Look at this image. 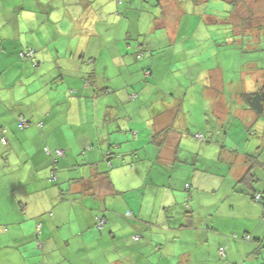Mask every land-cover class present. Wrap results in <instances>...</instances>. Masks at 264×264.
I'll use <instances>...</instances> for the list:
<instances>
[{"label": "crops", "instance_id": "obj_1", "mask_svg": "<svg viewBox=\"0 0 264 264\" xmlns=\"http://www.w3.org/2000/svg\"><path fill=\"white\" fill-rule=\"evenodd\" d=\"M172 3L179 18L202 7L193 0H0V90L7 91H0V264H264V133L229 142L231 98H207L205 86L193 83L206 74L188 61L193 75L161 84V52L158 60L148 47L176 43L180 21H170L174 31L164 22ZM222 3L229 1L214 4ZM28 47L34 55L21 58ZM112 67L132 74L124 88L143 83L140 90L111 97ZM143 67L156 83L138 81ZM166 70L174 80L176 69ZM240 102L235 115L253 124ZM204 129L207 141L195 136ZM248 169L256 180H242ZM213 181L222 193L208 191ZM256 192L262 200H253ZM99 217L106 219L100 228Z\"/></svg>", "mask_w": 264, "mask_h": 264}, {"label": "rangeland", "instance_id": "obj_2", "mask_svg": "<svg viewBox=\"0 0 264 264\" xmlns=\"http://www.w3.org/2000/svg\"><path fill=\"white\" fill-rule=\"evenodd\" d=\"M193 1L195 2V0ZM216 1L219 2L220 0H207L206 2L205 0H197V3L200 4L199 6H202L201 9L198 12H195L194 8L186 9L183 17L180 18L177 10H174L175 4L172 3L169 5L170 10L164 12V22L167 23L166 28L169 25L167 30L174 31L175 26L173 27L171 22L180 21V26L178 37L175 39L176 43L173 46H165L163 52L160 51L161 70L168 69V67L163 66V64L165 60L170 57L171 67L181 68L184 74L183 77L188 74L191 76L193 72L188 68V61L191 64V69L194 70V68L197 67V69L203 70L206 74L203 76L202 81L198 82V80H194L193 83L204 84V91L207 98L212 99L213 97V99H220L221 88H223L222 84L229 85L228 91L233 92L234 95L239 97V91L255 89V87H253L255 84L264 83V37L260 38V40L258 37L259 34L264 35V0H226V2L229 1V4L223 3L221 6L216 5L215 9L214 3H216ZM223 9L225 12H221ZM173 11L174 14H172ZM208 14L219 17L218 19L212 17V19L209 20L214 22L212 24L207 19L209 16ZM191 16H195L201 23H205L206 25L203 24L193 29V20L195 19H192ZM224 21H227L228 24H223ZM191 30L195 33L190 35L189 32ZM158 32H160V30H157L155 33ZM247 34H252L253 37ZM156 45H159V42H157ZM181 46L183 47V51L180 49ZM19 56L21 57V52H19ZM146 60H148V58ZM174 60H177V63L174 64ZM110 73L113 75V79L110 84L105 85L112 88V90L108 89V91H112L111 97L121 99L123 93L127 94V89L130 87V85H128L127 88H124L123 85L130 83L132 74L129 72H121L120 67H112ZM142 74L143 73H141V76ZM4 76H7V74L5 73ZM7 77H4L6 81L4 80L3 84H13L12 81L14 76L11 78ZM38 83L44 84L45 77L43 80H38ZM191 83L192 82H190V84ZM140 86L141 84L138 83L133 84V86L130 87V91L136 93L140 90ZM1 87V95L6 94L7 91H5V86L1 84ZM133 98H135V96H133ZM128 103H132V101ZM231 107L233 109L237 108V106L233 104V100L231 101ZM122 108V105L118 106L119 110ZM221 108L223 107L218 109L219 113H223ZM248 113L251 114L249 111ZM195 117L197 122H201L202 118L204 120L201 113H196ZM96 118L98 119V127L100 124L104 125L103 120L101 121L98 116H96ZM242 119L243 116H239L236 118V122L237 120L242 121ZM245 119L248 118L245 117ZM232 120L233 118L230 119V122H232ZM110 126L111 130H114L113 122H110ZM253 129L254 133L255 131H257V133L251 136L252 141L258 139L262 131L264 133L263 121H258L253 126ZM205 130L206 129L203 131L198 130L197 132L205 135ZM239 130L240 128L234 124L232 131ZM99 135L101 144L107 153L108 147L105 145V138L109 137L108 131L103 127L102 133ZM196 137L198 139L201 138L200 135ZM100 141H96L98 146ZM246 174H248V176H254L251 169H248L245 172V175ZM179 187H181V184ZM207 187L208 191L222 193L218 186V182L213 181L208 184Z\"/></svg>", "mask_w": 264, "mask_h": 264}, {"label": "trees", "instance_id": "obj_3", "mask_svg": "<svg viewBox=\"0 0 264 264\" xmlns=\"http://www.w3.org/2000/svg\"><path fill=\"white\" fill-rule=\"evenodd\" d=\"M195 2H197V0H195ZM223 4V3H222ZM222 4H220V5H217V6H221ZM214 8L216 9V6H214ZM210 12H213V11H210ZM214 12H216V11H214ZM221 12H225L224 11V9L221 11ZM186 17V16H185ZM191 18L192 19H195V20H193V29H195L196 27H198V26H200V25H203V24H205V23H201L199 20H198V18H196L195 16H191ZM192 23V22H191ZM206 25V24H205ZM225 25H227V24H225ZM192 29V30H193ZM192 30L189 32V34L191 35V34H193V33H195V32H192ZM247 35H251V37H253V35L252 34H247ZM259 40H260V38H262V37H264V35L263 34H259ZM254 39V38H253ZM258 40V41H259ZM162 45V44H161ZM149 51H151L152 53L154 52L155 54H156V56H157V53L158 52H163V49H164V46H161V50L159 49V47H156V45H150L149 47ZM148 48L147 47H145V49L144 50H141L143 53H144V55L145 54H148ZM180 49H181V51H183V47L181 46L180 47ZM29 50H34V52H35V49L34 48H31V47H28V48H26V49H24L23 51H29ZM157 50H159V51H157ZM157 51V52H156ZM22 52V51H21ZM140 52V51H139ZM154 54V55H155ZM139 61H142V59H143V57H142V54L140 53L139 55ZM142 57V58H141ZM158 57V56H157ZM160 58L158 57V60H159ZM174 64L175 63H177V60H174V62H173ZM144 64V63H143ZM163 66H165V67H168V68H170V69H172L171 68V59H170V57H168L166 60H165V62H164V64H163ZM143 70L142 71H145V74H144V72H143V74H142V76H141V78H140V80H138V81H145L146 82V78L148 79V81L149 82H155V80L153 79V76H150L152 73V70H151V68H145V67H143L142 68ZM176 70H172V71H174V73H172L171 74V76L170 77H172L174 80H172L171 78L169 79V77H168V70H166V69H163V71L162 72H164V75H162V79H161V84H181L182 82H180L179 83V79H180V77H183V73H182V71H181V68H175ZM178 69V70H177ZM170 71V70H169ZM171 71V72H172ZM188 71V70H187ZM264 73V72H263ZM166 76V77H165ZM143 77V78H142ZM179 77V78H178ZM187 80H185L184 82H186ZM183 82V83H184ZM156 83V82H155ZM186 83H188V81L186 82ZM186 83H184V84H186ZM140 84H143V83H140ZM258 84V83H257ZM204 85V84H203ZM222 86H223V88H221V92L223 93V94H225L226 96H228L229 98H231L230 100L232 101L233 100V104H235L237 107L239 106V103H238V100L239 99H241V102H240V106L242 107V108H244L245 110H247V111H249V112H251V113H254V115H255V120H254V122H253V124H251V125H245L244 124V121H239V120H237V122H236V118L237 117H239V115L237 116V115H235V113H234V110L232 109V110H230V113H229V118H228V120H227V122H226V124H225V130H229V132H228V141L229 142H234V143H236L235 141L237 140V139H239V138H243V137H247V139H249V138H251V136L252 135H256V133H257V131H255V133H254V129H253V126L258 122V121H260V120H262L263 121V123H264V83H262V84H258L257 85V87L255 88V89H251V90H247V91H239V97H237L236 95H234V93L233 92H229L228 91V86H227V84H222ZM135 97H136V95H135ZM125 105H127V106H132L131 107V109L133 110V112H134V114L135 115H138V114H136V113H138V111H139V105H138V103H136L135 105H132L131 103H128V102H123ZM230 106H231V102H230ZM232 108V107H231ZM195 109V108H194ZM138 117L139 118H141L140 117V115H138ZM212 118V117H211ZM208 115H207V117L205 118V119H207L208 121H209V125H210V127L211 128H209V129H211L212 130V132H213V126H214V124H213V120L211 119ZM231 118H233V120H232V122H230V119ZM235 118V119H234ZM215 123V122H214ZM227 124H229V125H227ZM234 124H236L239 128H240V130L239 131H232V128L234 127ZM19 126L20 127H23V124L22 123H20L19 122ZM199 133V132H198ZM247 134V135H245V134ZM199 134H201V135H203V136H201V138H203V140H205V141H207V139H206V136L204 135V134H202V133H199ZM251 134V135H250ZM1 141H2V139H1ZM238 141V140H237ZM247 156H249L248 157V160L249 161H251V162H253V155L252 154H247ZM255 158H257L256 156H254ZM261 162H258V164H260ZM254 165V164H253ZM250 170V169H249ZM247 173H250V172H247ZM245 179H251V180H253L252 179V176H248V174H244L243 175V177H242V180L244 181ZM254 180H256V179H254ZM253 180V181H254ZM252 181V182H253ZM189 184V183H188ZM188 184H186V185H188ZM190 185V187H189V190H192V187H191V184H189ZM191 195V194H190ZM253 200H255V201H260V200H262V194H261V197H259L258 199H256V197H255V194H254V196H253ZM247 236H249V238H247ZM232 237H234V238H236V239H238V238H243V239H246V240H251L252 239V237H251V234L250 233H246V234H242V235H240V234H237V233H233L232 234ZM224 251V255H222L221 254V251ZM219 252H220V254L224 257L225 256V247L224 246H220V248H219ZM220 255V256H221Z\"/></svg>", "mask_w": 264, "mask_h": 264}, {"label": "clouds", "instance_id": "obj_4", "mask_svg": "<svg viewBox=\"0 0 264 264\" xmlns=\"http://www.w3.org/2000/svg\"><path fill=\"white\" fill-rule=\"evenodd\" d=\"M23 52H25V51H22L21 52V57L22 58H32V56L34 55V50H32V53H31V55H25V56H23L22 55V53ZM34 64H36V63H34ZM133 96H135L136 94H132ZM133 96H132V98H133ZM20 123H22L23 124V127H25V126H27L28 124H29V122L27 121V120H25V119H20ZM198 135H200V137L201 136H203V135H201V134H199V133H196L195 134V136H198ZM200 140H203V138H199ZM2 141H3V143H6V139H5V137L4 138H2ZM62 151V150H61ZM63 152V151H62ZM54 174V178H52V175ZM52 175H51V179L52 180H56V175H55V173H52ZM189 187H190V185L188 184V185H186V189L187 190H189ZM190 191V190H189ZM261 192H256L255 193V197H256V199H258L259 197H261ZM187 202H188V200H187ZM127 213V215L128 216H131V211H128V212H126ZM105 222H106V219L105 218H103V217H99V220H98V222H97V226L100 228V227H102L104 224H105ZM41 227V224H38L37 225V228H40ZM139 237V235H137L136 236V238H138ZM247 238H249V236H247Z\"/></svg>", "mask_w": 264, "mask_h": 264}, {"label": "built area", "instance_id": "obj_5", "mask_svg": "<svg viewBox=\"0 0 264 264\" xmlns=\"http://www.w3.org/2000/svg\"><path fill=\"white\" fill-rule=\"evenodd\" d=\"M31 53H32V50H29V51H27V52H26V51L23 52L22 55H23V56H25V55H30ZM57 152H58V154H61V153H62L61 150H57ZM54 177H55V176H54V174H53V175H52V178H54ZM221 254L224 255V251H223V250L221 251Z\"/></svg>", "mask_w": 264, "mask_h": 264}]
</instances>
